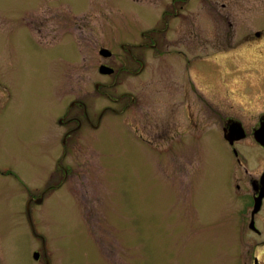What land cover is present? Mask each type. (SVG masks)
Here are the masks:
<instances>
[{"label": "rangeland", "instance_id": "obj_1", "mask_svg": "<svg viewBox=\"0 0 264 264\" xmlns=\"http://www.w3.org/2000/svg\"><path fill=\"white\" fill-rule=\"evenodd\" d=\"M169 3L0 0V83L7 84L10 99L8 118L0 125V168L14 173L0 176V264H45L44 252L49 264H243L237 237L204 230L207 222L199 230L203 225L197 212L188 221L190 206L196 209L199 201L196 188L204 189L201 203L212 215H218L219 203L230 210L224 192L230 160L222 140L219 152L209 156L202 136L192 131L177 136L172 151L169 142L150 146L134 132L145 118L164 115L170 86L166 67L163 74L154 73L157 60L150 49H141L147 64L142 76L118 75L129 59L120 44L135 46L140 32L162 27L160 13ZM168 23L163 35H183L190 52L213 51L209 43L198 47L193 40L214 29L220 50L244 51V58L232 65L230 60L217 63L228 69L231 80L222 81V97L229 102L250 98L240 93L242 83L264 86V39L248 50L252 56L246 55L248 45L237 44L241 29L253 36L259 24L264 26V0L197 1L185 20ZM183 45L172 42L170 49ZM102 49L110 57L100 56ZM104 64L113 69L111 75L99 73ZM95 84L107 87L111 99L103 98V88L96 91ZM124 92L139 101L117 114L121 104L115 100ZM74 99L89 106L93 121L104 107L116 111L104 117L114 128L65 138L72 124L55 121ZM57 162L69 171L65 179ZM60 181L61 188L54 190ZM217 195L225 200L218 201Z\"/></svg>", "mask_w": 264, "mask_h": 264}, {"label": "flooded vegetation", "instance_id": "obj_2", "mask_svg": "<svg viewBox=\"0 0 264 264\" xmlns=\"http://www.w3.org/2000/svg\"><path fill=\"white\" fill-rule=\"evenodd\" d=\"M197 1L201 3L204 0H170L169 8L160 13L162 27H154L151 30L140 32L141 42L135 46L125 47V44H120V48L125 49L129 59L119 66L118 75L127 73L139 77L146 72V54H142V48L153 51L152 59L157 60L153 69L156 76L163 74L162 69L166 67L170 92L167 94L169 100L165 102L164 115L145 118L139 127H134V132L145 144L150 143L148 144L150 146L157 145L158 141L169 142L167 148L168 151H172L173 140L177 136L187 137L189 131H192L197 134V137L202 136L204 144L207 146V148H202L207 150L209 156L219 152L221 147L218 146V141L221 144L220 140H222V145L230 160V164L226 166L227 175L224 183L225 197L229 198L231 203L230 210H227L225 204L219 203L218 215L217 213L212 215L204 208L203 202L201 203L204 189L194 188V195L198 196L199 201L196 202V209L195 204L192 205L194 209L190 206L188 221L191 222V215L195 216L197 212L198 220L203 225L199 227V230H203L205 222H207V227L204 230L237 237L238 246L245 250L240 251L242 263L264 264V238L262 241L256 239V237H264V100L260 99V97H264V86L257 82L251 86L242 83V88L239 89L240 93L250 98L239 101L234 99L229 102L223 98L226 97V94L223 93L225 86L222 82L229 79L228 69L217 63L222 64L221 60H230L232 65L234 60L244 58V51L234 50L233 54L229 50H220L221 39L215 29L210 32L211 35L194 36L193 41L197 43L198 47H202V45L206 47V43L212 45L213 51L209 52H190L187 50L189 45L183 35L182 38L163 35V32L170 26L168 21L180 18L185 20L187 10ZM223 7L224 4L220 3L219 8L224 9ZM225 22L229 27H232L229 20ZM184 24L185 21H183ZM259 25L262 28L256 30L253 36L244 34L245 31L242 29L240 31L241 35L237 44L246 46L251 44L249 47L247 46L246 55L248 56H252V51L248 50H253L254 44L264 39V26ZM38 33H41L40 29ZM172 42L183 43V49H170L173 48L171 47ZM239 48L241 49L240 46ZM229 64L230 62L227 61L226 65ZM261 69L264 71V68ZM242 70L247 71V69L239 71ZM255 70L258 69L255 68ZM221 82L223 84H220ZM4 85L0 83V125L5 124L8 118L7 113H9L8 86L5 83ZM94 88L96 91L103 88L100 90L103 98L111 99L107 87L95 84ZM174 88L179 89V96L176 95ZM2 91H5L6 94ZM4 96L6 99H3ZM254 97L257 99H251ZM138 101L130 93L124 92L118 100H115L121 104V110L118 113L109 107H104L93 121L90 117L89 106L81 99H74L68 108L63 110V116L58 117L55 122L59 126L72 124V127L66 131L65 138L72 135L74 137L78 131L83 130H103L102 133H105L104 131L114 128L115 125H112L108 119L104 121L105 113L124 114ZM71 109H73V116L67 118ZM158 113L160 114V112ZM4 120L5 122H3ZM181 120L182 122L179 123ZM179 128L182 129V132H178ZM56 165L65 179L69 175L68 169L62 167L59 162ZM0 176L13 177L14 173L7 167L0 168ZM49 188L50 186L40 193L42 199ZM60 188L61 181L54 185V190ZM218 191L219 188L217 194ZM225 197L221 198L217 195L216 199L223 201ZM234 205L235 209L231 211Z\"/></svg>", "mask_w": 264, "mask_h": 264}, {"label": "water", "instance_id": "obj_3", "mask_svg": "<svg viewBox=\"0 0 264 264\" xmlns=\"http://www.w3.org/2000/svg\"><path fill=\"white\" fill-rule=\"evenodd\" d=\"M110 55H111V53H109L108 50L102 49L100 51V56H103L105 58H108V57H110ZM98 71H99L100 74H103V75H111L113 73V69H111V67H107L105 65H101L99 67ZM41 201H42V196L40 197V199L38 201H35V202L36 203H40ZM29 206H30V202L27 203V205H26L25 208H26L27 219L31 223V216H30V212H29V208H28ZM32 231H33V229H32ZM42 246H43V251H44V242H43V239H42ZM33 256H34V259L35 260L39 258L38 253H34ZM44 257H45V259H44L45 260V264H49V261L46 258L45 252H44Z\"/></svg>", "mask_w": 264, "mask_h": 264}]
</instances>
